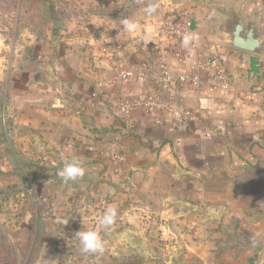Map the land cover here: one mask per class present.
Listing matches in <instances>:
<instances>
[{
  "label": "crops",
  "instance_id": "crops-1",
  "mask_svg": "<svg viewBox=\"0 0 264 264\" xmlns=\"http://www.w3.org/2000/svg\"><path fill=\"white\" fill-rule=\"evenodd\" d=\"M216 20L195 14L185 24L187 48L179 39L159 44L156 32L148 58L135 48L136 68L148 62L157 73L194 76L195 64L216 60L228 75L227 90L213 70L199 74V87L179 89L176 109L193 114L181 123L177 112L160 122L139 113L132 129L120 120L115 104L155 94L152 81L89 99L97 83L134 66L84 55L75 33L62 52L47 38L31 60L10 57L5 76L0 49V206L9 209L0 229L19 247L33 229V264H264V52L227 46ZM96 148L124 160L101 158ZM71 159L84 175L65 183L57 173ZM107 207L117 220L101 231ZM81 230L100 231L102 253L82 252Z\"/></svg>",
  "mask_w": 264,
  "mask_h": 264
},
{
  "label": "rangeland",
  "instance_id": "rangeland-1",
  "mask_svg": "<svg viewBox=\"0 0 264 264\" xmlns=\"http://www.w3.org/2000/svg\"><path fill=\"white\" fill-rule=\"evenodd\" d=\"M152 3H158L159 7L156 13L149 16L144 9ZM212 10L240 13L257 19L264 27V0H0V49L5 57L2 75L7 73L10 57L18 55L20 58L23 55L31 60L34 45H44L47 38L58 43L62 52L74 33L73 43L78 45L77 49L84 48V55L88 49L91 57L112 59L113 62L123 58L134 66L137 64L136 49L140 48L148 58L151 47L157 46L151 39L153 33L156 32L161 39L159 44L178 43L177 38L164 33L167 24H186L192 21L195 14L211 13ZM125 18L133 19L140 25L136 33L124 31L121 21ZM108 43L112 48L110 51L105 48ZM125 44L129 47L121 52ZM68 48L72 46L68 45ZM0 90H5L3 85ZM8 212L9 209L0 206V215L4 218L9 216ZM32 239L33 229L30 228L26 244L19 247L0 229V264H33L35 261L29 257ZM37 254L38 251L35 257Z\"/></svg>",
  "mask_w": 264,
  "mask_h": 264
},
{
  "label": "built area",
  "instance_id": "built-area-1",
  "mask_svg": "<svg viewBox=\"0 0 264 264\" xmlns=\"http://www.w3.org/2000/svg\"><path fill=\"white\" fill-rule=\"evenodd\" d=\"M187 32V27L184 23H169L165 26L164 33L175 37L182 41L183 36ZM192 46V43H190ZM197 74L194 76L190 74H172L169 70H164L157 73L153 66L145 63L136 69H128L119 72L106 82L96 84L89 95V99H97L99 93L103 92L111 86H120L131 82H155L157 85V92L153 95L137 97L128 100H122L115 104L114 110L120 120L129 129H132L135 117L140 113L153 117L154 120L159 121L161 114L176 113L173 118L174 123H181L184 120L192 118L193 114L186 110H177L176 102L178 98V91L184 86L199 87L201 79L199 74L208 70L214 71L215 79L220 83L223 90H227L230 85L229 77L221 69L216 60L206 61L204 63H197L194 65ZM160 122V121H159ZM94 151L99 157L107 159L112 162H123L124 158L121 154L116 153L110 148H96Z\"/></svg>",
  "mask_w": 264,
  "mask_h": 264
},
{
  "label": "clouds",
  "instance_id": "clouds-1",
  "mask_svg": "<svg viewBox=\"0 0 264 264\" xmlns=\"http://www.w3.org/2000/svg\"><path fill=\"white\" fill-rule=\"evenodd\" d=\"M158 3L149 4L145 9V13L149 16L157 12ZM123 29L134 34L140 28V25L133 19L125 18L121 21ZM192 41L191 35H184L182 38V46L187 48ZM57 175L65 182L76 181L84 175V168L77 159L65 160L63 167L58 171ZM117 220V210L114 207H107L99 220V229L107 231L112 228ZM75 239L79 242L83 253L95 254L102 253L104 250V240L100 231L81 230L76 233Z\"/></svg>",
  "mask_w": 264,
  "mask_h": 264
},
{
  "label": "water",
  "instance_id": "water-1",
  "mask_svg": "<svg viewBox=\"0 0 264 264\" xmlns=\"http://www.w3.org/2000/svg\"><path fill=\"white\" fill-rule=\"evenodd\" d=\"M212 11L217 17L214 33L220 35L227 46L251 54L264 52V27L261 22L240 13Z\"/></svg>",
  "mask_w": 264,
  "mask_h": 264
},
{
  "label": "trees",
  "instance_id": "trees-1",
  "mask_svg": "<svg viewBox=\"0 0 264 264\" xmlns=\"http://www.w3.org/2000/svg\"><path fill=\"white\" fill-rule=\"evenodd\" d=\"M4 91L2 92L1 90H0V102L4 99ZM2 130V129H1Z\"/></svg>",
  "mask_w": 264,
  "mask_h": 264
},
{
  "label": "bare ground",
  "instance_id": "bare-ground-1",
  "mask_svg": "<svg viewBox=\"0 0 264 264\" xmlns=\"http://www.w3.org/2000/svg\"><path fill=\"white\" fill-rule=\"evenodd\" d=\"M264 259V258H263ZM261 263V262H260Z\"/></svg>",
  "mask_w": 264,
  "mask_h": 264
}]
</instances>
